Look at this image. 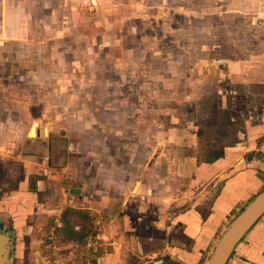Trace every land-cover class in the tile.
Instances as JSON below:
<instances>
[{
    "label": "rangeland",
    "instance_id": "rangeland-1",
    "mask_svg": "<svg viewBox=\"0 0 264 264\" xmlns=\"http://www.w3.org/2000/svg\"><path fill=\"white\" fill-rule=\"evenodd\" d=\"M221 56L264 60V0H0V198L30 175L39 207L26 224L45 228L43 245L20 237L16 264H53L56 253L66 264H92L94 245H59L56 223L68 207L96 214L109 245L118 233L110 210L135 197L137 181L181 197L192 148L172 150L160 133L200 129L205 143L226 131L210 123L217 77L205 79L202 69ZM175 111L183 119L197 112V121L171 127ZM144 161L151 171L137 172ZM107 189L121 201L112 204ZM178 197L144 203L169 213Z\"/></svg>",
    "mask_w": 264,
    "mask_h": 264
},
{
    "label": "crops",
    "instance_id": "crops-1",
    "mask_svg": "<svg viewBox=\"0 0 264 264\" xmlns=\"http://www.w3.org/2000/svg\"><path fill=\"white\" fill-rule=\"evenodd\" d=\"M203 66L205 79L217 77L218 84V105L215 104L217 107L214 106L210 113V123H217L226 131L218 133L213 130L212 139L205 140L206 144L203 133L196 125L193 128L198 131L195 132V129H169L160 133L165 144L174 146L172 150L175 146L192 148V158L188 157L186 164L190 179L186 188L180 189L181 197L175 196L180 198L177 199L176 209L169 213L157 208L149 211L144 202L173 203L175 197L165 199L154 194L144 178L137 181L139 187L135 197H124V205L119 212L116 205L110 210V229L114 228L118 233L117 237L105 234L114 242L105 245L111 251L97 258V264H208L220 237L238 216V210L243 211L264 191V60H232L221 56ZM192 103L190 101V106ZM196 115L197 112L193 115L188 113L183 119L175 111L171 127L181 122L185 124L184 121L190 124L194 120L195 123ZM172 150L166 156L171 155ZM215 153H222L223 157L215 159ZM34 165L36 167V163ZM146 165L144 161L137 172L150 170ZM29 176L18 191L0 198V225L8 226L14 233L15 261L19 259L22 235L31 238V245L44 243L43 239L42 242L38 240L45 233L44 225L26 224L37 215L39 207L34 192L37 189L27 182ZM38 183V190L42 191L44 182ZM67 184L73 189V183ZM67 184L64 189H68ZM130 184L129 187L123 184L122 191H129ZM80 188L81 184L78 185V196L82 194ZM111 195L115 198L112 204L121 201L107 189L106 196ZM92 214L99 229L98 216ZM61 216L56 227L61 226ZM261 220L236 247L228 264H264V217ZM98 239L101 240L100 231ZM97 247H93L95 252Z\"/></svg>",
    "mask_w": 264,
    "mask_h": 264
},
{
    "label": "water",
    "instance_id": "water-1",
    "mask_svg": "<svg viewBox=\"0 0 264 264\" xmlns=\"http://www.w3.org/2000/svg\"><path fill=\"white\" fill-rule=\"evenodd\" d=\"M264 217V191L231 222L220 237L208 264H228L236 247ZM15 237L6 225H0V264H15Z\"/></svg>",
    "mask_w": 264,
    "mask_h": 264
},
{
    "label": "trees",
    "instance_id": "trees-1",
    "mask_svg": "<svg viewBox=\"0 0 264 264\" xmlns=\"http://www.w3.org/2000/svg\"><path fill=\"white\" fill-rule=\"evenodd\" d=\"M214 155L215 159L223 157L222 153H215ZM71 193L78 195V186L74 185ZM95 222L96 218L89 210L75 209L72 207L66 208L60 218L61 226L55 230V234L59 239V245L77 244L83 247L97 245L96 252L93 247L88 249V253L93 255L91 263L97 264V258L101 257L107 251H111V249H107L105 243L98 239L99 229ZM44 249H46L49 259L52 260L49 239L46 241Z\"/></svg>",
    "mask_w": 264,
    "mask_h": 264
},
{
    "label": "built area",
    "instance_id": "built-area-1",
    "mask_svg": "<svg viewBox=\"0 0 264 264\" xmlns=\"http://www.w3.org/2000/svg\"><path fill=\"white\" fill-rule=\"evenodd\" d=\"M242 211V210H241ZM240 210H238V215L241 213ZM50 248L53 250V252L57 251V247L55 245H51ZM55 261L53 264H66V258H63L62 256L57 255V253L55 254Z\"/></svg>",
    "mask_w": 264,
    "mask_h": 264
},
{
    "label": "bare ground",
    "instance_id": "bare-ground-1",
    "mask_svg": "<svg viewBox=\"0 0 264 264\" xmlns=\"http://www.w3.org/2000/svg\"><path fill=\"white\" fill-rule=\"evenodd\" d=\"M36 135H37V124H35V125L31 128V130H30V132H29V136H30L31 138L36 137Z\"/></svg>",
    "mask_w": 264,
    "mask_h": 264
}]
</instances>
